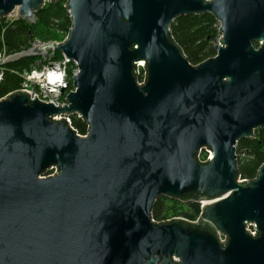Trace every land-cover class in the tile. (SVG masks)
<instances>
[{
  "label": "water",
  "instance_id": "1",
  "mask_svg": "<svg viewBox=\"0 0 264 264\" xmlns=\"http://www.w3.org/2000/svg\"><path fill=\"white\" fill-rule=\"evenodd\" d=\"M57 1L0 0V21ZM64 1V42L3 63L60 52L78 74L68 107L0 100V264H264V165L240 183L236 154L264 130V0ZM204 14L220 41L193 66L171 27ZM161 198L198 224L155 222Z\"/></svg>",
  "mask_w": 264,
  "mask_h": 264
},
{
  "label": "trees",
  "instance_id": "2",
  "mask_svg": "<svg viewBox=\"0 0 264 264\" xmlns=\"http://www.w3.org/2000/svg\"><path fill=\"white\" fill-rule=\"evenodd\" d=\"M66 1L59 0L46 4L36 14L37 22L30 24L21 19H3L0 21V52L13 56L29 50L40 36L39 30L55 31L62 39H47L63 42L72 28L70 14L65 9ZM219 23L209 14L181 16L174 21L171 34L174 41L183 50L193 66L202 64L216 56L215 44L220 39ZM54 61L63 59L60 52L54 53ZM41 59L25 58L15 63L0 65V100L19 92L24 82L23 74L34 68L43 67ZM39 63V64H38ZM142 77L139 78L141 81ZM72 84V83H71ZM72 127L80 136L87 135V126L78 119L72 118ZM239 178L249 182L256 179L260 168L264 165V130H258L254 139L244 140L237 144ZM187 205V209L184 206ZM201 215V206L195 200L186 202L161 198L157 201L152 218L157 223L167 222L175 218L196 221Z\"/></svg>",
  "mask_w": 264,
  "mask_h": 264
},
{
  "label": "built area",
  "instance_id": "3",
  "mask_svg": "<svg viewBox=\"0 0 264 264\" xmlns=\"http://www.w3.org/2000/svg\"><path fill=\"white\" fill-rule=\"evenodd\" d=\"M13 17L14 19H16V14ZM42 44L43 43H34L31 48H34ZM53 56H54V52L51 53L50 57L52 58ZM9 57L10 55H7L4 51L0 52V65H2ZM62 57L63 59L59 62H51L49 63L48 66H43L40 69L34 68L31 72H25L22 75L24 82L19 92L22 91L28 92L30 93L32 100L37 99L43 103L51 104L56 108L68 107L69 106L68 96L71 93L75 92V88L73 86V78L78 74V67L75 62L67 59L63 55ZM70 64H74L76 68V72L71 76V78L68 73V66ZM140 77H142V79L141 81L139 80V83L140 85H143L145 76L143 73H140ZM0 80H1V76H0ZM72 118L60 117L55 120L57 121H60L62 119L68 120L70 127L74 131H76L72 127V122H71ZM82 137H87V136H82ZM200 160H201V156H200ZM206 161L207 158L202 162H206ZM51 176H54V174H52ZM241 182L243 181H240V183ZM177 219L185 220L183 218H175L168 221H173ZM198 219L193 222L190 221L188 222L192 224H198ZM249 231L252 233V235L256 234L252 229H249Z\"/></svg>",
  "mask_w": 264,
  "mask_h": 264
},
{
  "label": "rangeland",
  "instance_id": "4",
  "mask_svg": "<svg viewBox=\"0 0 264 264\" xmlns=\"http://www.w3.org/2000/svg\"><path fill=\"white\" fill-rule=\"evenodd\" d=\"M13 19H14V17H11L9 20H13ZM39 31H40V36L35 37V43H44L43 41H45L47 39H52V38H54L56 40L62 39L55 31H45V30H39ZM219 41H220V39L218 40V42H216L215 45H217L219 43ZM48 42H50V41H48ZM54 42H56V41H54ZM45 43H47V42H45ZM58 43H62V42H58ZM51 53H53V52H49L48 53L49 55L47 54L46 57L42 58L41 59L42 62H40V64L42 63L43 66H48L49 63L56 62V61H54V58H53L54 56L52 58L50 57ZM57 62H59V61H57ZM75 72H76L75 65L70 64L68 66V73H69L70 78ZM206 158H207V153L203 152L201 154V161L205 160ZM184 209L185 210L187 209V205L184 206Z\"/></svg>",
  "mask_w": 264,
  "mask_h": 264
}]
</instances>
